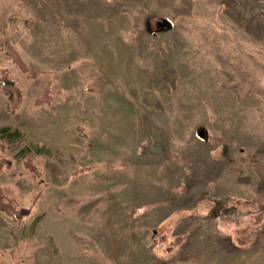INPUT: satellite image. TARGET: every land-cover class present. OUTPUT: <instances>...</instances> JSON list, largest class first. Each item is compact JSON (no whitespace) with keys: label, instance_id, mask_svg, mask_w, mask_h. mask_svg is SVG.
<instances>
[{"label":"rangeland","instance_id":"1","mask_svg":"<svg viewBox=\"0 0 264 264\" xmlns=\"http://www.w3.org/2000/svg\"><path fill=\"white\" fill-rule=\"evenodd\" d=\"M1 69L0 264H264V0H0Z\"/></svg>","mask_w":264,"mask_h":264},{"label":"trees","instance_id":"2","mask_svg":"<svg viewBox=\"0 0 264 264\" xmlns=\"http://www.w3.org/2000/svg\"><path fill=\"white\" fill-rule=\"evenodd\" d=\"M5 46L10 61L19 66L21 69L26 70V67L20 59L18 53L14 50V48L7 40L5 41ZM32 75H35V73H33ZM0 85L9 101L11 110L14 112L21 103L22 94L21 90L9 77V73L6 69H1ZM51 96L52 91H50L49 87L46 86L40 96L34 101V105L42 106L49 103L51 101ZM0 136L2 137V139L13 143L23 138V134L20 132V130L11 129L9 127L0 128ZM3 146V144H0V172L9 171L13 163L11 159L3 156ZM31 149L34 151V155H26L29 151H31ZM40 154H49V151L43 146L29 144L17 154L16 158H23L24 166L28 169V171L34 174L35 177H39L40 170L34 163V156ZM37 199L38 196L33 197L30 206L22 207L14 198L5 195L0 189V211L6 216L10 217L13 221L21 222L29 215L31 208L34 206ZM38 219L39 218H36V221Z\"/></svg>","mask_w":264,"mask_h":264},{"label":"water","instance_id":"3","mask_svg":"<svg viewBox=\"0 0 264 264\" xmlns=\"http://www.w3.org/2000/svg\"><path fill=\"white\" fill-rule=\"evenodd\" d=\"M159 29H171L172 25L167 19H161L160 22L156 23Z\"/></svg>","mask_w":264,"mask_h":264},{"label":"crops","instance_id":"4","mask_svg":"<svg viewBox=\"0 0 264 264\" xmlns=\"http://www.w3.org/2000/svg\"><path fill=\"white\" fill-rule=\"evenodd\" d=\"M0 220L8 221V219L6 217H5V219H3L2 216H0Z\"/></svg>","mask_w":264,"mask_h":264}]
</instances>
